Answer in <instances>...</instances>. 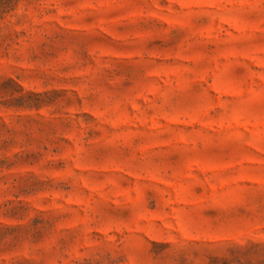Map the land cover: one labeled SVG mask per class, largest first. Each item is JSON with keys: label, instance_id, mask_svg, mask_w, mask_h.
<instances>
[{"label": "rangeland", "instance_id": "374dc122", "mask_svg": "<svg viewBox=\"0 0 264 264\" xmlns=\"http://www.w3.org/2000/svg\"><path fill=\"white\" fill-rule=\"evenodd\" d=\"M0 264H264V0H0Z\"/></svg>", "mask_w": 264, "mask_h": 264}]
</instances>
